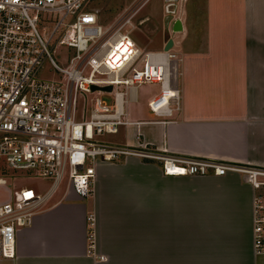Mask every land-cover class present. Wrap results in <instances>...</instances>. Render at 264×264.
Listing matches in <instances>:
<instances>
[{"label":"crops","instance_id":"1","mask_svg":"<svg viewBox=\"0 0 264 264\" xmlns=\"http://www.w3.org/2000/svg\"><path fill=\"white\" fill-rule=\"evenodd\" d=\"M149 2L133 0L123 13L134 19ZM90 10L104 26L123 14L107 23L105 7ZM159 12L150 52L173 40L182 109L156 123L152 98L144 101L136 115L127 111L130 122L143 124L122 128L110 143L138 145L140 134L156 149L264 167V0H160L150 23ZM178 19L182 30L174 32ZM255 194L234 173L168 177L159 164L138 159L101 165L90 198L59 189L19 232L16 258L0 264H264L253 248Z\"/></svg>","mask_w":264,"mask_h":264},{"label":"built area","instance_id":"2","mask_svg":"<svg viewBox=\"0 0 264 264\" xmlns=\"http://www.w3.org/2000/svg\"><path fill=\"white\" fill-rule=\"evenodd\" d=\"M89 2L0 0V187L10 188L6 170L52 183L43 195L21 188L0 203V259L16 258L19 232L33 225L62 186L80 199L90 198L99 166L130 159L157 163L168 177L242 176L256 191L253 248L264 256V167L156 149L140 134L138 145L103 141L143 124L130 122L127 113L142 86H160L149 103L156 123H167L182 109V95L177 55L141 51L131 38L133 13L104 26ZM59 48L68 54L56 61L52 53ZM46 65L57 79L41 76ZM108 87L112 90L105 91ZM88 221L89 250L95 255L94 216Z\"/></svg>","mask_w":264,"mask_h":264},{"label":"rangeland","instance_id":"3","mask_svg":"<svg viewBox=\"0 0 264 264\" xmlns=\"http://www.w3.org/2000/svg\"><path fill=\"white\" fill-rule=\"evenodd\" d=\"M131 1L133 0H90L88 4L89 9H101L105 7V10L101 13V17L105 19V21L110 22L114 15L118 12L122 11L125 7H127ZM160 0H152V2L148 3L145 9L138 15V17L133 19V24H135V29L131 32V38L137 44L141 51L147 52L150 51V24L160 23L162 21L161 14L166 13V9L162 8V12L155 15L150 23V11L156 10L158 3ZM166 5V3H163ZM126 11L121 15L123 16ZM120 16V17H121ZM119 17V18H120ZM148 17L147 21H143L142 18ZM143 21V23H142ZM47 29V26L45 27ZM48 34H50V30H48ZM157 44V43H156ZM68 54V50L65 48L56 49L52 55L56 61H60L62 58H65ZM44 78L57 79L59 76L51 70L49 65H46L42 74ZM160 86L159 85H144L138 91L139 103L138 104H128L127 111L130 110L132 114H137L140 111L141 106L144 101H149L151 98L159 94ZM122 134L116 136H105L103 141H119L122 137ZM5 175L8 186L10 188L0 187V203H3L9 199V196L15 192L20 191L21 188H31L34 189L38 194L43 195L50 187L51 181H46L40 178H31L28 177V174L20 171L6 170ZM60 190L64 191V187L62 186Z\"/></svg>","mask_w":264,"mask_h":264},{"label":"water","instance_id":"4","mask_svg":"<svg viewBox=\"0 0 264 264\" xmlns=\"http://www.w3.org/2000/svg\"><path fill=\"white\" fill-rule=\"evenodd\" d=\"M166 2H167V4L170 5V4H172V3H176L177 0H166ZM167 11L170 12V11H169V7H167ZM172 13H173V12H172ZM181 30H182L181 21L178 19V20H176V22H175V24H174L173 31H174V32H180ZM173 44H174L173 40H169L168 43H167V45H166V47L164 48V51H165V52H169V51L172 49ZM92 90H93V91H96V90H99V88H97V87H93ZM104 90H105V91H111L112 88H111V87H108V88H104Z\"/></svg>","mask_w":264,"mask_h":264}]
</instances>
